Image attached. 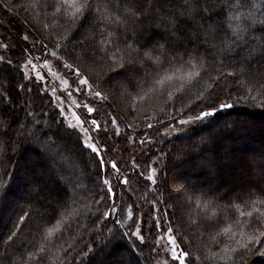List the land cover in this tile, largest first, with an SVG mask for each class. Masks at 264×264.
<instances>
[{
  "label": "snow or ice",
  "instance_id": "snow-or-ice-1",
  "mask_svg": "<svg viewBox=\"0 0 264 264\" xmlns=\"http://www.w3.org/2000/svg\"><path fill=\"white\" fill-rule=\"evenodd\" d=\"M0 9L12 16H18L23 10L50 18L51 23H44L43 28L48 30L45 39L53 42L49 48L33 33L25 32L21 37L25 43L22 51L28 55L22 64L16 62L23 80L38 85L37 96L41 100L43 96L48 97L47 107L41 104L36 111L34 101H23L18 92L14 96L8 89L0 91V153L4 154L0 159V198L9 195L16 177V169L10 170L9 163L24 151H32L29 157L32 171L27 178L30 200L39 203L52 196L53 190L44 178L55 179L59 205L56 215L66 221L62 228L59 219L56 229L44 227L39 221L47 224L50 220L38 213L37 232L42 243L33 241L26 245L23 241L16 242L22 223L30 218V213L24 212L10 234L0 238L3 249L0 264H52L48 253L57 245L63 255L57 258L56 264H85L86 258L92 264L93 247L89 245L84 251L78 246L77 234L85 227V221L87 230L95 231L104 241L96 250L99 253L112 242L111 237H104L108 222L124 225L131 221L129 231L122 236L133 238L131 247L138 254L136 264L140 259L147 260L148 264H206L217 260L224 264H249L251 256L264 257V186L250 183L245 189L249 198L258 196L259 199L251 201L257 205L256 209L239 213L242 219L236 223L240 231L232 232V237L239 235L240 239H235L234 244H224L218 251L193 256L181 246L183 241L172 226L173 213L169 209L175 206L162 198L164 193L154 166L163 157L159 144L174 133L199 137L189 146L191 151L198 144L216 139L214 126L222 111L238 105L264 110V0H25L24 3L0 0ZM3 22L0 20V24ZM145 22L157 30L153 35L158 39L149 37L141 42ZM85 24L90 29L87 35L82 32ZM56 26L62 31L53 32ZM0 49L9 50V45L0 44ZM33 50L39 55H32ZM73 60L86 63L96 79L90 80ZM0 63L13 66V60L2 54ZM176 72L181 75L177 76ZM51 77L57 78L59 89L48 82ZM194 82L200 87L193 99L186 97V93ZM24 87L19 85L21 91ZM117 87L122 89V98L132 97L133 108L145 99L147 92L140 94L145 89L157 92L164 106L151 115L145 114L141 123L125 122L122 128L116 111L118 106L109 103L110 97L116 95L112 90ZM77 93V98L71 101L76 109L71 112L73 123L65 115L64 104L68 96ZM202 127L209 131L201 134L197 129ZM140 129L144 131L141 133ZM73 134L82 152L90 150L94 154L96 177H100L101 169L106 170V175L114 170L116 183L103 179L102 184L107 187L102 195L92 191L79 208L68 211L76 203L69 191L75 185L59 163L67 158L59 150L61 146L56 144V139ZM108 138L129 143L139 138L141 155L145 149L152 151L153 146L161 152L154 161H144L147 173L139 156L133 157L131 168L141 192L136 200L129 196L131 202H126L115 191L121 187L125 189L124 195H128L131 174L123 172L116 161L104 158L100 144L107 149ZM177 151L188 155L183 148ZM89 182L96 184L91 177ZM185 187L188 192H195L194 188ZM158 191L160 195H156ZM211 192L213 189L209 187L201 195L206 197ZM109 200L108 210L97 214V207L93 212V204L99 206ZM112 217L117 218L112 220ZM107 231L111 233L112 229ZM224 231L227 233L230 229ZM142 246L148 247L147 256ZM161 252L166 254V259H159ZM97 264L105 262L99 260Z\"/></svg>",
  "mask_w": 264,
  "mask_h": 264
},
{
  "label": "trees",
  "instance_id": "trees-1",
  "mask_svg": "<svg viewBox=\"0 0 264 264\" xmlns=\"http://www.w3.org/2000/svg\"><path fill=\"white\" fill-rule=\"evenodd\" d=\"M25 0H14V3H24ZM15 11V9H14ZM0 20H3V24H0V44H8L9 50L0 49V54L5 55L7 58L13 60V66H9L5 63H0V91L8 89L15 96L17 92L19 96L23 98V101L33 102L36 111H39V105L43 104L45 107L48 105V97L43 96L41 100L37 96L38 85L34 82L24 81L21 72L17 69L16 62L22 63L24 57L28 54L23 52L25 47L24 41L21 39L25 32H31L35 38L43 40L48 44L49 48L53 46V42L46 40L48 36V30L43 28L44 23H51L50 18L38 15L36 12L19 11L18 16L9 15L5 10L0 9ZM53 32H60L62 29L58 26L52 28ZM90 29L87 24L82 29V32L87 35ZM157 30L151 26L148 22L144 24V32L140 35V40L143 42L149 37L158 39V36L153 34ZM31 47V44H28ZM71 49L72 45H68ZM32 55H39L38 52L33 50ZM76 66L81 67L82 72L88 75L90 80L96 79L94 74H90L88 65L83 61H72ZM175 71V70H173ZM183 71H187L184 69ZM209 71H212L209 68ZM213 74H215L213 72ZM176 75H181V72H176ZM24 84V90L19 89V85ZM200 87L199 83H193L188 87L186 97L190 96L193 99L197 89ZM31 88L32 92L27 90ZM115 92V96L110 97L109 103L114 106H118L116 111L121 117V126L123 127L125 122L134 124L141 123L145 114L151 115L154 111L158 112L163 107V101L159 98L157 92H149L147 89L140 94L145 95V99L139 101L135 108L131 107L132 97L124 99L120 93L122 89L117 87L112 90ZM41 95H43L41 93ZM52 111H55L53 109ZM225 112H229V115H225ZM23 116V113H20ZM235 122V124H234ZM240 124H244L243 127H239ZM249 124V125H248ZM260 125H264V110L252 109L247 106L238 105L231 110H224L219 114V119L214 126V132L216 139L209 141L205 144H198L194 150H189V146L193 142H197L199 137L196 134H192L191 137L187 133L178 132L171 138H166L165 142L159 144V149L163 150V157L160 163L155 164L158 166V183L161 185L163 191V199L167 200L168 204L174 205L177 200L176 194L173 193L172 182L176 175H183L187 170H190L188 182H179L178 193L182 204L174 205V208L169 209L173 213L172 226L178 230L179 240L183 241L181 245L185 250L191 251L193 256L206 255L210 251H218L224 244H234L235 239H240L237 235L232 237V232L239 233L240 228L236 221L242 219L239 216L241 211L245 213L253 211L257 208L256 204L251 201L258 200V196H252L249 198L245 189L251 184H261L264 186V137L258 133ZM252 127L245 129V127ZM141 133L144 129H140ZM201 134H206L209 129L200 128L197 129ZM237 135V139H235ZM222 136L225 142L222 140ZM54 139H56L54 137ZM139 138H137L138 140ZM75 135L64 136L63 139H56V144L60 145V151L64 153L67 158L60 160V165L64 168V174L69 176L72 180V184L75 187H69L70 194L75 198L76 203L71 205L68 211H72L75 208H79L85 197L90 192H100L101 195L106 191L105 185L102 184V180L107 178L111 180V173L106 175V170H100V177H96V164L93 160V153L89 151H83L75 143ZM228 141V142H227ZM236 142L235 144L240 146L239 152L236 156V145H230L229 142ZM107 149L103 143H101L103 156L106 160H114L122 168L123 172L131 174V188L127 189L128 195H124L125 189L121 187L116 188V193L122 196L126 202H131L128 197L131 196L132 200H136V197L141 194L137 189V176L134 170L130 167V160L127 158L132 155L139 156L142 169L146 171L144 161L149 159V162L154 161L157 156H161V152L157 150L156 146L152 147V151L147 149L143 155L137 153V150L132 146H128L127 140L108 138ZM111 147L114 148L116 153L111 152ZM55 148V146H54ZM185 149L188 155H180L178 149ZM126 149V150H125ZM34 151V150H33ZM153 152L156 153L153 156ZM137 154V155H136ZM226 154V155H223ZM32 151H24L23 154L16 156L9 163V169L13 167L16 169V177L20 172V166L24 163L25 171L27 172L26 178L32 171V165L30 156ZM4 158V154L0 153V159ZM127 161V164H125ZM217 161H223L219 163ZM195 165V166H194ZM204 176H207L206 181H202ZM89 177L96 181L93 185L89 182ZM25 178V179H26ZM123 178V177H122ZM194 180V182H191ZM199 180V183L196 182ZM44 182L53 190L52 196L47 199H41L39 203L36 200H30L29 186L23 180L20 184V189H26V193L19 199L14 198L15 208L10 214H5L3 206L12 197V187L7 197L0 198V238H6L8 234L13 230V225L20 223L19 216L24 212L30 213V218H26L22 223L21 228L18 230V236L16 242L23 241L26 245L35 241L37 244L42 243L39 239L37 232L38 213L45 215V219L50 220L49 223L44 224L43 221H39L44 227L57 228L56 220H61L60 227H63V217L57 216L56 212L59 210L57 204V197L55 195L58 184L55 179H49L47 176L44 178ZM192 183V185H191ZM142 184V180H141ZM185 186H189L195 189L194 193H190L186 190ZM209 187L213 189V192L206 197L201 195V192H208ZM156 195H160L158 191ZM171 196V199L168 197ZM240 199L237 200L236 197ZM99 199V197H96ZM151 198V197H149ZM179 199V198H178ZM179 199V200H180ZM20 200V201H18ZM18 201V202H17ZM139 202V201H138ZM231 202V206H229ZM111 201L102 202L99 206L93 204V212L97 207L99 211L97 214H102L108 210L106 204H110ZM147 207V206H145ZM160 207L163 209L164 205ZM137 218L139 214L137 213ZM75 218V217H74ZM117 217H112L115 220ZM243 219H246L243 218ZM4 220V222H3ZM219 221V226H217ZM84 228L79 229L77 239L80 241L79 247L87 251V246L93 247L95 256L92 260V264H97L99 260H103L105 264H136L138 254L132 249L133 238L130 236H122V233L129 231V225L131 221H128L124 225H116L113 222H108L107 229H112L109 233L107 229L104 231V237H111L112 242L105 248L103 253H99L96 250L102 246L104 241L98 237L95 231L87 230V222ZM167 223V221H166ZM229 228V232H225L224 229ZM178 240V242H179ZM139 243L138 241L136 242ZM151 243V240H149ZM144 247V246H142ZM3 249L0 247V252ZM148 247H144L145 256L148 255ZM131 253V254H130ZM51 258L52 264H56V260L59 256L63 255L60 251V246L51 248L48 253ZM154 255V254H153ZM153 258V256H152ZM85 264H88L86 258ZM139 264H148L145 259H140ZM206 264H224L223 261H211ZM249 264H264V257L259 255L249 257Z\"/></svg>",
  "mask_w": 264,
  "mask_h": 264
},
{
  "label": "rangeland",
  "instance_id": "rangeland-1",
  "mask_svg": "<svg viewBox=\"0 0 264 264\" xmlns=\"http://www.w3.org/2000/svg\"><path fill=\"white\" fill-rule=\"evenodd\" d=\"M24 62V61H23ZM22 62V63H23ZM21 63V64H22ZM55 70V69H54ZM45 72H47V70L45 69ZM50 84H52L53 86H56V87H58V89L60 88V85L58 84V81H57V78L56 77H51L50 79H49V81H48ZM74 87V86H73ZM67 95V94H66ZM79 94L77 93V94H74V95H71V96H68V102H66L65 104H64V107L66 108V112H65V115L68 117V119L71 121V122H75L74 121V118L71 116V112L72 111H74V110H76L75 109V107H74V105L71 103V101H73V100H75L76 98H77V96H78ZM82 99V98H81ZM249 125V124H248ZM122 127V126H121ZM123 128V127H122ZM250 128H252V127H245V129H250ZM258 133L261 135V136H263L264 137V125H260V127L258 128ZM178 133V132H177ZM177 133H174L172 136H169V137H167V138H171V137H173L174 135H176ZM218 137H222V136H218ZM235 137V139H237V135H235L234 136ZM222 140L225 142V140L223 139V137H222ZM228 142V141H227ZM127 143H128V146H132L134 149H136L137 150V153H139L140 152V148H141V146L139 145V143H138V140L135 142V143H129L128 141H127ZM230 143V145H233V143L235 144L236 142H229ZM236 145V144H235ZM240 146H238V145H236V148L238 149ZM100 150H101V152H102V147H101V144H100ZM146 150V149H145ZM241 150H243V149H238V150H236V156L238 155V157H239V152H242ZM111 152L112 153H116L115 152V150H114V148H112L111 147ZM103 153V152H102ZM140 154V153H139ZM137 155V154H136ZM223 155H226V154H223ZM133 157H136V156H130V158L128 157L127 159L128 160H130V167H131V164H132V160H133ZM217 162H219V163H224L223 161H217ZM122 164V162L120 163H118V165H121ZM195 166V165H194ZM21 168H20V172H19V174L17 175V179L15 180V181H13V183H12V197H10V199L8 200V202H6V204L3 206V211H4V213L5 214H10L14 209H16L15 208V205H14V198L16 197H18L19 199L23 196V193H26V189H24V188H22V190L20 189V184H21V181L23 180L25 183H27V178H26V174H27V172L25 171V165H24V163L22 164V166H20ZM156 167V169H157V171H158V169H159V167L158 166H155ZM122 169V168H121ZM146 173H147V170L145 171ZM190 170H187L183 175H176L174 178H173V182H172V189H173V193L174 194H176V197H177V200H176V202L174 203L173 202V204L176 206V205H178L179 206V204L181 203L182 204V201H181V199H180V196L181 195H179V193H178V184H179V182H189L190 183V178H189V175H190ZM110 173H111V180H112V182H113V184H115L116 182H115V180L113 179V177H115V175H116V173H115V171L114 170H112V171H110ZM26 178V179H25ZM121 179H123L122 177H121ZM206 179H207V176H204V178L202 179V181H206ZM191 182H194V180H192ZM196 182L197 183H199V180H196ZM191 185H192V183H191ZM116 188H119V187H116ZM116 188H115V190H116ZM180 200H179V199ZM18 201H20V200H18ZM17 201V202H18ZM3 222H4V220H3ZM163 243V242H162ZM156 257H155V254L153 255V259H155ZM167 257H166V254L165 253H163V252H161L160 253V256H159V259H161V260H163V259H166Z\"/></svg>",
  "mask_w": 264,
  "mask_h": 264
}]
</instances>
